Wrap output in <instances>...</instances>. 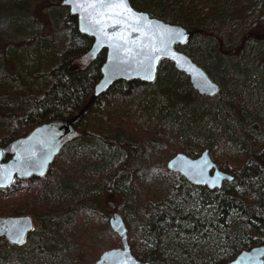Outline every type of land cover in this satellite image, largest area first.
<instances>
[{
    "label": "trees",
    "instance_id": "obj_1",
    "mask_svg": "<svg viewBox=\"0 0 264 264\" xmlns=\"http://www.w3.org/2000/svg\"><path fill=\"white\" fill-rule=\"evenodd\" d=\"M129 1L134 9L190 32L189 43L177 49L206 71L219 93L199 96L188 77L163 61L153 84L120 81L85 110L105 52L94 61L85 59L92 39L78 33L76 18L58 0H0V147L7 150L39 125L66 124L80 115L46 176L16 180L0 190V217L30 216L37 225L21 246L0 237L1 264H41L46 257L59 264H94L101 249L71 233L85 214L113 236L111 249L121 241L105 218L119 214L133 256L150 264H225L243 250L264 246V0ZM243 8L250 10L241 18ZM106 101L120 107L126 101L128 107L111 115ZM133 105L147 124L150 113L156 116L153 130L131 121ZM92 109L100 110V117L88 119ZM79 129L87 135L82 140L74 137ZM172 129L184 142L176 154L196 158L206 149L233 179L209 190L189 184L166 165H150L154 146ZM234 145L248 150L244 161L233 163L226 156ZM78 148L91 159L82 176L69 173L71 161L57 168L60 156L74 157ZM142 173L168 176L169 198L150 202L137 183ZM51 178L57 188L46 183ZM104 194L117 204H100ZM126 203L142 214L139 220L135 213L140 227L125 216ZM171 240L175 247L203 240L219 252L202 261L188 255L181 263L176 249H166Z\"/></svg>",
    "mask_w": 264,
    "mask_h": 264
},
{
    "label": "water",
    "instance_id": "obj_2",
    "mask_svg": "<svg viewBox=\"0 0 264 264\" xmlns=\"http://www.w3.org/2000/svg\"><path fill=\"white\" fill-rule=\"evenodd\" d=\"M62 5L76 18L79 34L92 39L85 57L94 61L105 51L100 67V80L94 86L93 99L105 94L115 83L139 82L153 84L162 61L172 63L177 72L188 77L199 96L214 98L219 85L206 71L176 46L187 45L190 35L183 27L151 17L134 9L129 0H62ZM80 115L66 124H42L27 136L13 142L9 151L0 147V189H7L14 180L42 178L49 172L69 136L72 124ZM10 158L5 161L6 154ZM169 171L179 174L189 184L219 189L232 177L221 172L203 151L191 158L183 153L174 155L166 164ZM111 230L121 240V248L104 251L95 264H150L137 260L127 240V228L119 214L109 219ZM34 228L30 216L0 217V237L8 243L21 246ZM225 264H264V246L241 251Z\"/></svg>",
    "mask_w": 264,
    "mask_h": 264
},
{
    "label": "rangeland",
    "instance_id": "obj_3",
    "mask_svg": "<svg viewBox=\"0 0 264 264\" xmlns=\"http://www.w3.org/2000/svg\"><path fill=\"white\" fill-rule=\"evenodd\" d=\"M204 0H200L199 2H203ZM62 3V0H58V3ZM249 8H243L238 11L239 16L241 18L244 17V11H247ZM250 10V9H249ZM94 92V90H93ZM93 98H90L89 102L85 106V110L90 106L92 103L91 100ZM158 98H156L157 100ZM131 100V99H129ZM107 102V111L108 114L116 115V114H122L124 113L125 109L128 107V104L123 102L122 106H117V102ZM161 103V102H160ZM159 105H165L164 102H162ZM132 112L130 113V119L132 122L136 123L139 128H145L147 131L153 130L154 124L153 119L156 118V116L153 113H150L149 117V123L145 122L144 118H142L141 110L139 109V106L133 105L132 106ZM100 110L92 109L89 111L88 119L98 118L100 117ZM155 113V112H154ZM156 126V125H155ZM143 128V129H144ZM164 130H166V126L163 125ZM75 138L83 139L84 137H87L86 133H83L82 130H75L74 134ZM72 138V137H71ZM162 142V141H161ZM157 144L153 148V152L150 154V165L154 163L163 164L166 165L167 162L176 154L175 152L181 148L184 147V142L181 138V136L178 134L177 130L172 129L170 131V134L167 139L163 141V144L161 145ZM205 150V149H204ZM248 150L242 149L239 145H234L231 149L228 150V153H225L226 156H228L229 160L231 162L235 161H244V158L247 155ZM217 158L219 160H224L222 156L217 154ZM90 157L87 152L82 150L81 148L76 149L74 152V157H70L68 152H65L62 157L60 156L59 164L57 165V168L67 163V161H71L72 165L70 168V174L76 175V176H82L85 173V170L88 167V164H90ZM233 162V163H234ZM168 176H163L162 174H156L152 177H148L147 174L142 173L139 174V178L137 183L139 184L140 191L142 194L147 195L150 199V202L153 204H156L161 201H165L170 196V187L168 186ZM56 182V178H51L50 181H47L46 183L49 186H53ZM72 186V185H71ZM54 188H57L56 184L53 186ZM78 189H80V186H78ZM27 192H31L26 190ZM50 194H55L54 191H49ZM41 195L48 196V192H42ZM103 203H111L114 202L117 204L118 200L113 199L111 196L108 197L107 194H104V196L100 199V204ZM126 206H128V209L126 211L125 216L131 221L132 224H134L135 227H140L139 224L136 221L135 213L138 214V219L142 220L143 216L140 213V211H136L135 209H130L129 204L126 203ZM96 209L99 208V206L95 207ZM138 212V213H137ZM113 215V213L108 217L105 218L106 223L109 226V218ZM32 219V218H31ZM79 222L74 225V229H72L71 233L75 232V236H79L81 240H83L88 246L91 247H97L101 249L102 252L111 250L110 246L113 243V236L108 233L107 231L103 230V224L99 223L96 219V217L92 214H85V215H79ZM33 221V219H32ZM33 225L36 228L37 225L33 221ZM102 229V230H101ZM111 230V228H110ZM112 231V230H111ZM113 232V231H112ZM114 233V232H113ZM115 234V233H114ZM117 236V234H115ZM119 239V237L117 236ZM120 240V239H119ZM176 243V240H171L166 247V249H169L171 251L172 249L177 250L176 259L180 261L181 263L187 262L189 256H192V258L196 261H202V260H208L213 259L217 257V252H219L218 249H216L213 244L207 241L203 240H194L190 241L188 243L182 242L180 246L175 247L174 244ZM122 245V244H121ZM191 246V247H188ZM121 248V246L119 247ZM192 248V251L190 253L189 249ZM115 249V248H112ZM117 249V248H116ZM79 252L78 246H74L71 248V253L76 255ZM228 255L224 256V258L227 259ZM41 264H59V259L52 258V257H46L44 259H41ZM1 264V263H0ZM61 264H67V263H61Z\"/></svg>",
    "mask_w": 264,
    "mask_h": 264
},
{
    "label": "bare ground",
    "instance_id": "obj_4",
    "mask_svg": "<svg viewBox=\"0 0 264 264\" xmlns=\"http://www.w3.org/2000/svg\"><path fill=\"white\" fill-rule=\"evenodd\" d=\"M205 150H206V149H205ZM205 150H203V151H205ZM203 151H202V152H203ZM232 179H233V177H232ZM262 246H263V245H262Z\"/></svg>",
    "mask_w": 264,
    "mask_h": 264
}]
</instances>
